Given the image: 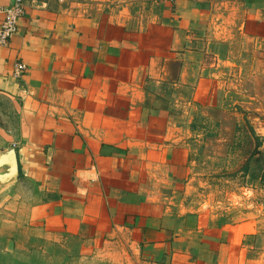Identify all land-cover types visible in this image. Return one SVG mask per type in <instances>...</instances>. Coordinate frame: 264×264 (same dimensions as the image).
Here are the masks:
<instances>
[{
    "label": "crops",
    "instance_id": "0c3cea01",
    "mask_svg": "<svg viewBox=\"0 0 264 264\" xmlns=\"http://www.w3.org/2000/svg\"><path fill=\"white\" fill-rule=\"evenodd\" d=\"M108 1L23 0L0 45V103L18 118L0 122L15 131L0 149L19 167L0 207L23 227L7 239L31 243V264H264V141L226 202L192 185V141L169 98L183 108L184 91L226 88L211 68L219 44L226 62L250 56L264 73V0H116L109 14Z\"/></svg>",
    "mask_w": 264,
    "mask_h": 264
},
{
    "label": "rangeland",
    "instance_id": "374dc122",
    "mask_svg": "<svg viewBox=\"0 0 264 264\" xmlns=\"http://www.w3.org/2000/svg\"><path fill=\"white\" fill-rule=\"evenodd\" d=\"M115 1L107 2L108 14L115 7ZM122 17L124 18V15ZM214 50L220 57L211 68L219 74H224L226 88L221 89L213 97L205 93L208 83L203 87L204 91L199 94L197 92L193 94L191 90L188 93L184 91L183 96H180L182 97L180 101L186 103L183 104L185 106L183 108H178L176 106L178 103L174 105L175 96L173 94L169 95V98L174 108L175 121L181 122L183 127L188 129V139L192 141L189 144L194 159L192 165L194 173L192 174L195 180L192 185L204 191L208 183L213 184L211 189L217 187L213 196L230 202L229 193H227L229 182L239 183L240 166L243 165L244 159L254 152L255 136L260 138L259 136L264 133V73L260 75L252 73L254 67L250 56L245 58L246 61H239L238 57L234 56L226 62L223 47L219 44ZM200 61L199 66L202 70L205 73L209 71L211 73L209 59L205 58L204 61L200 57ZM239 70L246 74L245 77L236 76ZM8 103H0L2 109L9 110V112L2 111L0 122L5 120L6 124L12 126L11 129H16L18 118L10 111ZM208 104H215L212 108L214 111H209L211 107ZM5 130L3 126L0 128V139H12L15 131L9 133ZM263 141L260 139L261 146ZM262 151L264 152V147ZM208 189L205 191L208 192ZM3 199L4 195L0 193V201ZM9 213L0 207V248L7 247L8 250L7 253H0V264H31L33 259L31 243L23 238L7 239L9 233L16 232L17 228L23 231V227L3 222V217H9ZM109 264H130V262L121 255L116 262Z\"/></svg>",
    "mask_w": 264,
    "mask_h": 264
},
{
    "label": "built area",
    "instance_id": "2783aa9c",
    "mask_svg": "<svg viewBox=\"0 0 264 264\" xmlns=\"http://www.w3.org/2000/svg\"><path fill=\"white\" fill-rule=\"evenodd\" d=\"M0 45H7L9 39L16 33L18 19L24 14L23 0H13L9 6L0 4ZM26 66L17 62L14 66V76L19 78L25 72Z\"/></svg>",
    "mask_w": 264,
    "mask_h": 264
},
{
    "label": "water",
    "instance_id": "95a60500",
    "mask_svg": "<svg viewBox=\"0 0 264 264\" xmlns=\"http://www.w3.org/2000/svg\"><path fill=\"white\" fill-rule=\"evenodd\" d=\"M19 177V167L15 148L0 149V185H7Z\"/></svg>",
    "mask_w": 264,
    "mask_h": 264
},
{
    "label": "trees",
    "instance_id": "16d2710c",
    "mask_svg": "<svg viewBox=\"0 0 264 264\" xmlns=\"http://www.w3.org/2000/svg\"><path fill=\"white\" fill-rule=\"evenodd\" d=\"M209 111H214L212 108H209ZM256 139V150L255 153L258 151V148L261 146V142H260V138H258V136H255ZM247 165L244 166V169L247 170Z\"/></svg>",
    "mask_w": 264,
    "mask_h": 264
}]
</instances>
